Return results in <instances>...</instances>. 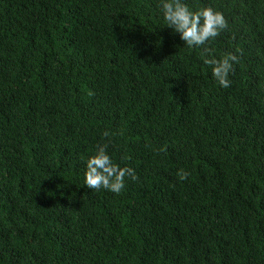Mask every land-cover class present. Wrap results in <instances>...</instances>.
<instances>
[{
	"label": "trees",
	"instance_id": "16d2710c",
	"mask_svg": "<svg viewBox=\"0 0 264 264\" xmlns=\"http://www.w3.org/2000/svg\"><path fill=\"white\" fill-rule=\"evenodd\" d=\"M186 2L227 88L157 0H0V264H264V0ZM106 139L119 194L83 185Z\"/></svg>",
	"mask_w": 264,
	"mask_h": 264
},
{
	"label": "clouds",
	"instance_id": "9594fccd",
	"mask_svg": "<svg viewBox=\"0 0 264 264\" xmlns=\"http://www.w3.org/2000/svg\"><path fill=\"white\" fill-rule=\"evenodd\" d=\"M157 16L163 28L170 29L182 42L186 50L199 49L200 58L208 66L211 78L215 84L223 89L229 87V76L234 71L237 56L226 53L219 58L212 55L207 44L215 39L228 24L222 12L210 6L190 7L186 0H157ZM104 138L109 132L102 133ZM110 140L98 143L91 155L84 159L83 185L89 190H105L119 194L124 188L125 177L135 181L134 170L130 167H121L113 162L108 154ZM178 181H183L189 173L180 168L175 173Z\"/></svg>",
	"mask_w": 264,
	"mask_h": 264
}]
</instances>
